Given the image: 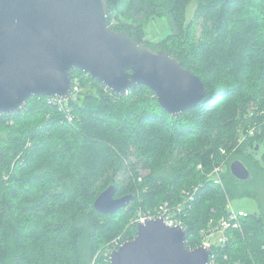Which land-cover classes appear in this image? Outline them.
I'll list each match as a JSON object with an SVG mask.
<instances>
[{
    "label": "trees",
    "instance_id": "16d2710c",
    "mask_svg": "<svg viewBox=\"0 0 264 264\" xmlns=\"http://www.w3.org/2000/svg\"><path fill=\"white\" fill-rule=\"evenodd\" d=\"M108 3L113 29L177 58L204 82L206 97L171 116L146 86L120 95L74 69L77 99L31 97L23 111L0 114V264H111L113 249L137 234V211L176 207L184 191L194 195L180 218L195 249L229 200L258 195L251 187L264 174V0ZM163 18L169 34L149 41L148 25ZM234 159L253 175L239 181L243 193L210 177L225 165L229 178ZM111 185L117 198L136 200L103 215L94 203ZM229 236L213 250L218 264H264V214L248 213L244 232Z\"/></svg>",
    "mask_w": 264,
    "mask_h": 264
},
{
    "label": "water",
    "instance_id": "95a60500",
    "mask_svg": "<svg viewBox=\"0 0 264 264\" xmlns=\"http://www.w3.org/2000/svg\"><path fill=\"white\" fill-rule=\"evenodd\" d=\"M74 69L120 95L146 86L171 116L195 108L207 94L177 58L113 29L108 0H0V114L23 111L31 97L68 100ZM230 172L240 182L253 179L240 160ZM116 195L115 185L103 191L96 212L112 215L136 200ZM212 253L204 245L188 248L184 229L155 219L137 224L136 237L114 250L110 263L209 264Z\"/></svg>",
    "mask_w": 264,
    "mask_h": 264
},
{
    "label": "built area",
    "instance_id": "2783aa9c",
    "mask_svg": "<svg viewBox=\"0 0 264 264\" xmlns=\"http://www.w3.org/2000/svg\"><path fill=\"white\" fill-rule=\"evenodd\" d=\"M80 85L78 80L75 81L72 87V95L70 99H77L80 92ZM49 100H57L59 104L67 100H62L59 97H50ZM71 120V117H69ZM211 178L214 179L215 184L221 185L219 178H215L210 174ZM185 200L176 207H171L170 204L166 203L164 206L156 209L155 211H147L146 213L139 214L137 224H145L149 220L163 219L168 226H179L186 231L185 222L180 218V215L186 210L190 209L192 202L194 201V195L191 191H184ZM228 214L219 219H212L206 228L203 229L202 244L213 248V246L220 244L222 246L227 245L230 241V234L234 232L243 233L245 220L248 217V212L245 210L235 209L232 203L228 204ZM116 247L115 249H117ZM209 264H218L217 257L214 252L211 255Z\"/></svg>",
    "mask_w": 264,
    "mask_h": 264
},
{
    "label": "rangeland",
    "instance_id": "374dc122",
    "mask_svg": "<svg viewBox=\"0 0 264 264\" xmlns=\"http://www.w3.org/2000/svg\"><path fill=\"white\" fill-rule=\"evenodd\" d=\"M195 2H193L189 8H188V13H187V19L190 20L192 17H193V14H194V10H195ZM169 23H168V20L166 18H163V19H158L156 21H152L149 25H148V29H147V39L149 41H153V42H159V40L161 38H164L166 37L168 34H169ZM146 40V38H145ZM256 130H254L255 132ZM237 149V148H236ZM262 153H264V148L261 150V154H259V156H257V159L259 161H261L262 163H264L262 160H263V156H262ZM239 156V155H238ZM238 156L235 157V159H238ZM234 159V161H235ZM231 165V164H230ZM247 166V165H246ZM225 165H221V166H217L214 171L211 173L213 176H215V178H219V180L221 181V186H224L225 188L226 187H231L233 186V188L236 190V191H239V193H243L244 190H243V184H240L239 181L233 177V175L229 174V178L227 177V173H225ZM144 175V173H143ZM225 177H226V180H225ZM262 179H260V181H256L254 182V185H252V189H256V191L258 192V195L256 197H251V196H248V195H242L241 197H235L231 200H229V203H232L233 207L235 209H240V210H245L246 212L248 213H253V212H257V213H260V214H264V174H262L260 176ZM235 178V179H234ZM238 181V182H237ZM258 182H261V183H258ZM164 206V205H163ZM162 207V206H160ZM158 206V208L156 209H159L160 208ZM155 209V210H156ZM154 210V211H155ZM147 211H151V210H148V209H145L143 207H141L138 211H137V214H136V217H135V223L138 221V218H139V214L142 213H146ZM213 211V210H212ZM212 220V219H211ZM211 222V221H210ZM209 222V223H210ZM208 223V224H209ZM137 224V223H136ZM208 226V225H207ZM206 226V227H207ZM204 227V228H206ZM203 228V229H204ZM203 231V230H202ZM201 231V233H202ZM137 235V234H136ZM201 235V234H200ZM136 237V236H135ZM201 240H202V235H201ZM113 243H118V241L116 242H113ZM124 244V243H123ZM122 244H120L121 246ZM201 245H204V244H201ZM119 246V247H120ZM205 246V245H204ZM217 246H222L220 244H217L215 246H213L212 249V252L214 250V248H216ZM118 247V248H119ZM208 247V246H207ZM117 248V249H118ZM210 248V247H209ZM116 250L115 248L113 249V251ZM112 251V252H113ZM111 252V253H112ZM110 253V254H111Z\"/></svg>",
    "mask_w": 264,
    "mask_h": 264
},
{
    "label": "snow or ice",
    "instance_id": "6c2138e0",
    "mask_svg": "<svg viewBox=\"0 0 264 264\" xmlns=\"http://www.w3.org/2000/svg\"><path fill=\"white\" fill-rule=\"evenodd\" d=\"M177 87H179V85H177Z\"/></svg>",
    "mask_w": 264,
    "mask_h": 264
},
{
    "label": "bare ground",
    "instance_id": "6f19581e",
    "mask_svg": "<svg viewBox=\"0 0 264 264\" xmlns=\"http://www.w3.org/2000/svg\"><path fill=\"white\" fill-rule=\"evenodd\" d=\"M73 85V84H72ZM71 98V97H70ZM69 100V99H68Z\"/></svg>",
    "mask_w": 264,
    "mask_h": 264
}]
</instances>
